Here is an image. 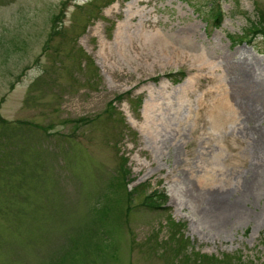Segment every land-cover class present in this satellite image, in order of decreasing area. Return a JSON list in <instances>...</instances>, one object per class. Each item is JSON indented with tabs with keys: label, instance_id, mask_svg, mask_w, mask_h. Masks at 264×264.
Wrapping results in <instances>:
<instances>
[{
	"label": "rangeland",
	"instance_id": "374dc122",
	"mask_svg": "<svg viewBox=\"0 0 264 264\" xmlns=\"http://www.w3.org/2000/svg\"><path fill=\"white\" fill-rule=\"evenodd\" d=\"M247 75L264 0H0V264H264Z\"/></svg>",
	"mask_w": 264,
	"mask_h": 264
},
{
	"label": "bare ground",
	"instance_id": "6f19581e",
	"mask_svg": "<svg viewBox=\"0 0 264 264\" xmlns=\"http://www.w3.org/2000/svg\"><path fill=\"white\" fill-rule=\"evenodd\" d=\"M250 78H249V75H247L245 77V81L242 82V90H241L242 99H243L242 101H245L246 104H253V102L259 101V97L257 96V93L261 95L260 98L262 99V101H264V88H263L264 86H258L259 88H257L256 84L251 80L252 78L251 79ZM224 95H225L224 97H226L227 100L223 103L220 109L216 110V113H221V112L233 109L230 101H233L231 100V98H234V96L230 93L229 89L225 91ZM227 114L229 113L227 112ZM200 183L202 185L205 184L204 181H200Z\"/></svg>",
	"mask_w": 264,
	"mask_h": 264
},
{
	"label": "trees",
	"instance_id": "16d2710c",
	"mask_svg": "<svg viewBox=\"0 0 264 264\" xmlns=\"http://www.w3.org/2000/svg\"><path fill=\"white\" fill-rule=\"evenodd\" d=\"M213 18H214V23H213L214 26L219 25L218 22L220 21V12L218 11V8L216 6L214 7V10H213ZM180 73L184 74L185 72L184 71H181ZM173 74H175V75H173ZM168 75H173L172 77L177 76L176 73H169ZM117 99H120V98L118 97ZM112 103H113V101L111 102V104ZM120 181H122V186H124V183H123V180H122V176H120ZM167 199H168L167 194L161 193V192H154V193H151V194H149V195H147L145 197V204L148 207H150V208H154V203L156 201H167ZM207 258H209V257H207ZM203 263H205V261Z\"/></svg>",
	"mask_w": 264,
	"mask_h": 264
}]
</instances>
